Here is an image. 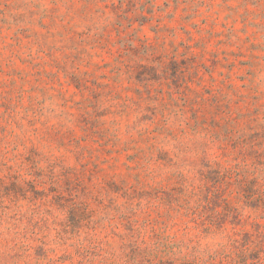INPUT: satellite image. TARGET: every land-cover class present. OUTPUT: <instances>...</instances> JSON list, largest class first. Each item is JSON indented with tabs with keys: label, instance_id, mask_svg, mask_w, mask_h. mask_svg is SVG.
<instances>
[{
	"label": "rangeland",
	"instance_id": "obj_1",
	"mask_svg": "<svg viewBox=\"0 0 264 264\" xmlns=\"http://www.w3.org/2000/svg\"><path fill=\"white\" fill-rule=\"evenodd\" d=\"M0 264H264V0H0Z\"/></svg>",
	"mask_w": 264,
	"mask_h": 264
}]
</instances>
